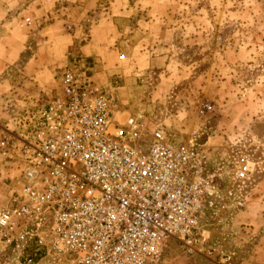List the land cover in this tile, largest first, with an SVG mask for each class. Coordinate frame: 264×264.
<instances>
[{
    "label": "rangeland",
    "instance_id": "rangeland-1",
    "mask_svg": "<svg viewBox=\"0 0 264 264\" xmlns=\"http://www.w3.org/2000/svg\"><path fill=\"white\" fill-rule=\"evenodd\" d=\"M36 1L0 0V139L81 59L95 82L121 88L120 109L146 129L162 126L176 144L206 150L222 187L244 200L243 215L234 214L237 228L251 235L244 244L250 248L264 232V0H97L83 17L77 10L83 1L66 0L76 7L63 15L70 24L38 15L45 4ZM97 36L108 41L104 48L83 56L80 48ZM208 79L214 85L202 91L197 80ZM203 103L213 110L200 115ZM18 177V164L0 156V211ZM227 217L200 255L188 256L169 240L161 264H221L216 253L232 251L223 239L235 229ZM0 264L21 263L16 253L4 252Z\"/></svg>",
    "mask_w": 264,
    "mask_h": 264
},
{
    "label": "built area",
    "instance_id": "built-area-1",
    "mask_svg": "<svg viewBox=\"0 0 264 264\" xmlns=\"http://www.w3.org/2000/svg\"><path fill=\"white\" fill-rule=\"evenodd\" d=\"M90 71L81 59L65 67L48 99L0 139V156L19 169L0 211V253L21 264H161L172 240L200 255L244 200L222 187L203 147L146 129ZM212 110L203 103L199 114Z\"/></svg>",
    "mask_w": 264,
    "mask_h": 264
},
{
    "label": "crops",
    "instance_id": "crops-1",
    "mask_svg": "<svg viewBox=\"0 0 264 264\" xmlns=\"http://www.w3.org/2000/svg\"><path fill=\"white\" fill-rule=\"evenodd\" d=\"M40 1V2H39ZM64 1L66 0H37L36 3H40L41 5H44V11H36L38 15L40 16H45L47 17L49 14L54 15V19H55V23H71L69 20H66L63 15L64 13H66L67 11H73L74 9H76V7H74V5H67L64 3ZM71 2H75V0H70ZM83 3L81 4L80 9L78 11V15H80V17H83L84 14H87V12H89L90 10L93 9V7L96 6V2L97 0H82ZM34 3V4H36ZM32 9L29 8V11H31ZM33 16V15H32ZM29 20V19H28ZM96 23H99V21H97ZM96 41H98L100 44H95L90 45V47H86V46H82L80 48V52L83 54V56H86L87 58H90L92 56H88L86 54L87 49H96L97 52L93 55V56H97L99 55V51H101L105 46V44L108 42L106 39H101L99 36H97V38L95 39ZM102 44V45H101ZM103 47V48H102ZM15 59H12L11 61L8 62H14ZM31 66V61H29L28 64L25 65L24 70L27 69V65ZM209 81L208 84H201L200 80L197 82L200 84L201 90L204 91H208V89L210 88V86L214 85L213 82H211V80H206ZM107 85H113L114 87H117L118 90H120L121 88L118 87V85L116 84H107ZM117 90V91H118ZM264 184V181L262 182V184L259 185V187H261ZM240 213V215H237L239 218L241 215H243V213L240 211H238ZM237 212V213H238ZM236 214H234L233 216L231 215L229 217V221L231 223V225H235V229L232 228L229 232V230H227V232L225 233V239H223V242H225V245L230 247V250H232L231 253L232 254V261L229 264H264V232L259 235L258 238H256L254 240V242L251 243V247L250 248H246L245 247V243L247 242L248 239H250V236H247V234H244L243 232H241V230H245V228H242L239 230V228H237V216H235ZM235 216V217H234ZM234 217V218H233ZM264 220H259V222H263ZM229 223V225H230ZM260 226V224L258 225ZM230 228V227H229ZM229 250V251H230ZM189 264H200L199 261L197 260H190ZM206 264V263H203ZM210 264H217V263H210Z\"/></svg>",
    "mask_w": 264,
    "mask_h": 264
}]
</instances>
